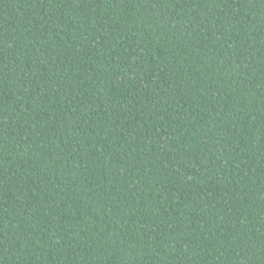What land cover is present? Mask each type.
<instances>
[{
    "label": "trees",
    "instance_id": "1",
    "mask_svg": "<svg viewBox=\"0 0 264 264\" xmlns=\"http://www.w3.org/2000/svg\"><path fill=\"white\" fill-rule=\"evenodd\" d=\"M0 264H264V0H0Z\"/></svg>",
    "mask_w": 264,
    "mask_h": 264
}]
</instances>
